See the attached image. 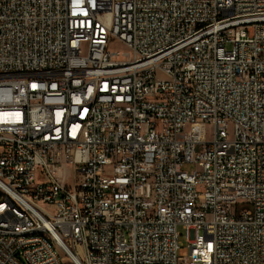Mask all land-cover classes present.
<instances>
[{
  "label": "built area",
  "instance_id": "built-area-1",
  "mask_svg": "<svg viewBox=\"0 0 264 264\" xmlns=\"http://www.w3.org/2000/svg\"><path fill=\"white\" fill-rule=\"evenodd\" d=\"M0 187V264H264V0H0Z\"/></svg>",
  "mask_w": 264,
  "mask_h": 264
},
{
  "label": "bare ground",
  "instance_id": "bare-ground-1",
  "mask_svg": "<svg viewBox=\"0 0 264 264\" xmlns=\"http://www.w3.org/2000/svg\"><path fill=\"white\" fill-rule=\"evenodd\" d=\"M0 196H3V189H1V187ZM5 215L8 217V222H19L21 221V207L7 206L5 207ZM38 235H46V228H37L36 231V229H26V223L18 224V236H24L25 238H38ZM54 252L57 255H62V264H70L71 246L55 244Z\"/></svg>",
  "mask_w": 264,
  "mask_h": 264
},
{
  "label": "rangeland",
  "instance_id": "rangeland-1",
  "mask_svg": "<svg viewBox=\"0 0 264 264\" xmlns=\"http://www.w3.org/2000/svg\"><path fill=\"white\" fill-rule=\"evenodd\" d=\"M115 48H122V45L117 43L115 45ZM186 171L190 172L192 170H195L196 167L194 165H186L184 168ZM63 170L65 172V183L67 186H72L73 184V169L72 166L69 164H64L63 165ZM251 209V205L246 204V203H239L236 207V211L237 214H240L244 211L250 210ZM180 234L182 235L179 238V243L181 244L182 249H180L179 251V256H181L184 252L188 251V247H187V240H186V234L185 231L179 227ZM67 262V261H66Z\"/></svg>",
  "mask_w": 264,
  "mask_h": 264
}]
</instances>
